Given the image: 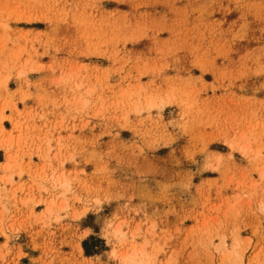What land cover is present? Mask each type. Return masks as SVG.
<instances>
[{
	"label": "rangeland",
	"instance_id": "1",
	"mask_svg": "<svg viewBox=\"0 0 264 264\" xmlns=\"http://www.w3.org/2000/svg\"><path fill=\"white\" fill-rule=\"evenodd\" d=\"M0 117V264H264V0H0Z\"/></svg>",
	"mask_w": 264,
	"mask_h": 264
},
{
	"label": "bare ground",
	"instance_id": "2",
	"mask_svg": "<svg viewBox=\"0 0 264 264\" xmlns=\"http://www.w3.org/2000/svg\"><path fill=\"white\" fill-rule=\"evenodd\" d=\"M2 121H3V118L0 117V123H2ZM262 177H264V173L262 174ZM46 211L50 212L51 211V207L48 206L47 209H46ZM115 233L119 235L120 234V229L119 228H116L115 229Z\"/></svg>",
	"mask_w": 264,
	"mask_h": 264
}]
</instances>
